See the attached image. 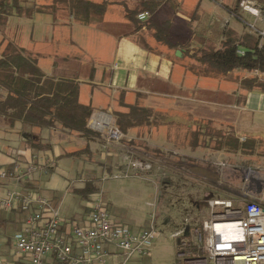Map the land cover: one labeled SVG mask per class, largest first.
<instances>
[{"label": "crops", "instance_id": "obj_1", "mask_svg": "<svg viewBox=\"0 0 264 264\" xmlns=\"http://www.w3.org/2000/svg\"><path fill=\"white\" fill-rule=\"evenodd\" d=\"M178 1L176 5V0H168L154 15L157 22L167 20L168 14L173 15L170 19L174 20L175 40L180 43V47L176 49L158 44L153 37L151 39L147 35L151 33L144 27L136 29L124 16L125 4L122 1L108 3L110 7L119 8L120 17L115 12L109 14L106 9L102 19L98 20L108 21V31L99 27L91 28L94 25L90 23L87 27L82 26L83 29L74 31L69 24H65L62 27V37L63 45L67 47L59 49L60 57L48 59V67L51 69L55 68L63 73L70 69L69 64H76L72 54L88 49L82 41L87 35L98 39L101 47L96 53L99 55L106 51L107 43L112 42L111 55L108 59L95 58L100 67L90 69L88 80L79 77L80 65L76 66L75 72L78 74L73 79L47 76L38 66L40 59L37 61L35 58L40 53H29L36 59L37 67L45 77L78 83V102L93 109L87 128L99 136L86 140L60 126L39 129L20 122L11 125L8 119L0 115V170L7 172L12 168L11 172L14 171L11 178L0 179V196H4L6 192L25 194L36 191L58 212L63 196H77L72 191L81 190L87 182H91L97 192L102 193L111 216L121 222L130 218L120 213L105 197L99 184L106 180L104 177L112 175L113 171L125 173L128 169L124 160L126 156L148 161L152 159V155L146 149L155 150L164 155L161 161H157L159 163L170 156L173 167L178 170L187 165V170H198L203 181L227 182L231 173L238 172L243 160L254 155L257 139L263 133L264 92L247 91L241 82L259 75L241 70L220 75L197 63L192 55L200 49L218 50L226 40L239 46V54H243L256 41L264 44V38L257 34V31H264V16L259 20L251 16L253 23H248L232 13V0H225L223 8L229 19L215 20L211 14L204 13L199 20H192L199 2ZM170 5H173L172 8ZM3 13L0 10V25H3L5 16L13 15L10 11L8 14ZM232 18L237 23L231 24ZM38 22L35 19L33 29ZM257 23L263 25L262 29L255 27ZM214 25L216 29L213 31ZM6 95L7 92L0 88V99ZM128 106L147 109L151 116L147 123L122 134L115 126L113 114L126 113ZM212 107L223 109L214 111ZM94 120L103 123L100 129L93 128ZM207 128H212L213 131H231L233 143L217 150L211 137L213 131L202 136ZM115 130L120 135L119 139L110 138L111 131ZM196 130L199 135L191 138V133ZM30 142H40L50 149L35 151L29 147ZM28 164L35 166L36 171L28 174L25 169ZM240 181V193L235 191L237 197L245 192L242 179ZM263 191L260 187L257 194H252L251 197L257 200ZM93 195L87 200H81L77 196L79 203H74L73 210L61 218L79 220L90 210ZM205 198L209 202L215 199L212 194H206ZM198 210L201 214L199 206ZM26 216L20 210L0 211V256L7 264H21L15 255L12 237ZM148 225L146 223L131 228L138 230ZM156 240L150 255L154 251ZM150 255L145 259H149ZM51 261L49 258L48 263L51 264ZM120 263L121 257L118 255L109 261V264Z\"/></svg>", "mask_w": 264, "mask_h": 264}, {"label": "rangeland", "instance_id": "obj_2", "mask_svg": "<svg viewBox=\"0 0 264 264\" xmlns=\"http://www.w3.org/2000/svg\"><path fill=\"white\" fill-rule=\"evenodd\" d=\"M3 1L8 6L11 5L10 13L13 15L5 16L3 25H0V58L13 49L22 50L28 54L37 51L40 53V55H35L37 61L40 59L38 66L47 76L73 79L78 74L75 72V68L80 65L79 77L88 80L90 69L100 67L95 58L98 60L100 58L108 59L111 55V41L107 43L106 51L99 55L98 52L96 53L99 46L101 47L100 43L98 44V39L87 35L82 41L85 47L88 46V49L72 54L76 64H69L70 69L63 73L55 68L51 69L48 67V59L55 56L60 57L59 49L67 47L63 45L62 27L69 24L76 31L83 29L82 26L87 27L88 25L69 16L68 12L60 6L54 12L47 10V7L53 4V0ZM93 1L101 2V0ZM120 1L126 7L133 9L139 0H107V3ZM241 1L232 0V11L237 8L239 16L244 21L253 23V18L240 10L239 3ZM196 2H199V5L192 15V20H199L204 13L211 14L215 20L229 19L228 13L223 8V5L226 4L225 0H196ZM254 2L256 3V1ZM177 3H179L178 0L175 4L177 5ZM172 6L170 5L171 8ZM177 8L179 9V6ZM107 11L109 14L115 12L119 17L121 15L116 6L110 7L109 5ZM172 17V14L167 15L168 19ZM35 19H38L39 24L33 29L32 25ZM231 21V24L237 23L233 18ZM108 24V21L105 20L104 22L92 21L90 23V25H94L91 28L99 27L107 31L110 30ZM214 27L216 26H212L213 31L216 29ZM255 27L262 29L263 25L257 23ZM147 35L152 39L150 34ZM258 77L263 78L260 75ZM212 109L215 111L223 108L212 107ZM261 127L263 133L257 139L254 155L245 158L242 166L238 167V172L231 173L227 182L203 181L198 170H185L186 166L182 170H178L172 166L173 160L170 156L162 163L157 162L152 156V159L146 161L151 165V170L147 173L136 175L128 168L124 174L116 170L112 175H107L106 180L99 184V187L102 188L105 197L112 202L117 210L130 218L121 221V223L128 227H140L146 223H152L157 237L154 251L149 259H132L124 264H178L177 241L183 240L191 243L192 233L195 230L201 232L202 221L209 216L210 209L207 204L209 201L205 198L206 194H212L215 198L212 200L231 201L232 205L237 208H243L250 201L259 203L264 208V191L256 198L257 200H254L251 195L255 192L249 185V182L251 184L256 182L261 189H264V125ZM125 165L127 166L126 163ZM241 179L245 192L244 195L237 197L235 191L239 192ZM74 203H79L77 196L71 194L63 196L58 215L63 217L72 211ZM198 206L202 211L201 214ZM179 264H181L180 261Z\"/></svg>", "mask_w": 264, "mask_h": 264}, {"label": "built area", "instance_id": "obj_3", "mask_svg": "<svg viewBox=\"0 0 264 264\" xmlns=\"http://www.w3.org/2000/svg\"><path fill=\"white\" fill-rule=\"evenodd\" d=\"M242 12L256 20L264 11L253 0L239 3ZM149 13L137 16L140 22ZM264 38V31H257ZM103 123L94 120L93 128ZM118 131L110 138L119 139ZM135 174L147 173L151 165L129 156L124 158ZM28 174L36 167L25 166ZM13 172L0 170V179L11 178ZM106 179V177H104ZM210 213L202 221L201 232L192 233V242L178 240L177 259L181 264H264V208L254 201L237 208L231 201L212 200ZM217 209L216 211H214ZM20 210L27 214L19 230L12 237L16 257L21 264H109L112 257L121 263L143 259L150 255L156 240L153 224L134 230L116 221L110 214L101 192L93 195L90 210L79 220L63 219L47 199L36 191L25 194L6 192L0 196V211ZM0 264H7L0 256Z\"/></svg>", "mask_w": 264, "mask_h": 264}, {"label": "trees", "instance_id": "obj_4", "mask_svg": "<svg viewBox=\"0 0 264 264\" xmlns=\"http://www.w3.org/2000/svg\"><path fill=\"white\" fill-rule=\"evenodd\" d=\"M167 1L139 0L133 9L124 5L123 11L126 19L136 29L144 27L158 44L176 49L180 47V43L175 40L174 20L157 22L154 19L157 10ZM253 1H256L264 11V0ZM59 6L66 10L69 16L79 19L83 24H89L102 19L108 3L93 0H53V4L47 7V10L54 12ZM10 8L0 0L1 11L8 14ZM145 12L149 13L150 18L140 22L137 16ZM232 13L239 16L237 8ZM238 47L235 42L226 40L221 44L220 49H200L194 51L192 57L207 70L220 75H227L234 70L257 73L263 78L256 76L243 80L241 84L247 91L264 92V44L256 41L243 54L238 53ZM0 88L7 92V95L0 99V115L8 119L11 125L20 122L25 126L39 129H54L60 126L86 140L99 136L87 128L93 109L78 102V83L45 77L38 69L36 59L22 50L13 49L0 58ZM127 109L126 113L113 114L115 126L122 134L128 129L147 123L151 116V112L144 108L128 106ZM197 130L191 133V138L199 135ZM212 131V128H207L202 136L205 137ZM213 132L211 137L215 141L217 150L230 146L234 141L231 131L214 130ZM29 147L35 151L50 149L48 145L40 142H30ZM146 152L154 156L156 161H161L164 156L155 150L146 149ZM187 169L188 167L185 170ZM11 171L12 168L8 169L7 173ZM97 191L93 183L87 182L83 189L73 190L72 193L81 200H87Z\"/></svg>", "mask_w": 264, "mask_h": 264}, {"label": "flooded vegetation", "instance_id": "obj_5", "mask_svg": "<svg viewBox=\"0 0 264 264\" xmlns=\"http://www.w3.org/2000/svg\"><path fill=\"white\" fill-rule=\"evenodd\" d=\"M249 185L251 188H253L255 194H257L258 190L260 189L259 185L256 182H254L253 184L249 182Z\"/></svg>", "mask_w": 264, "mask_h": 264}, {"label": "bare ground", "instance_id": "obj_6", "mask_svg": "<svg viewBox=\"0 0 264 264\" xmlns=\"http://www.w3.org/2000/svg\"><path fill=\"white\" fill-rule=\"evenodd\" d=\"M104 120H106V118H105ZM107 121H108V120H107ZM107 121H106V122H107Z\"/></svg>", "mask_w": 264, "mask_h": 264}]
</instances>
